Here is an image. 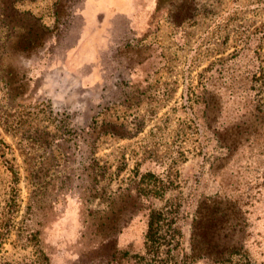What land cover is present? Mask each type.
Masks as SVG:
<instances>
[{"label": "rangeland", "instance_id": "rangeland-1", "mask_svg": "<svg viewBox=\"0 0 264 264\" xmlns=\"http://www.w3.org/2000/svg\"><path fill=\"white\" fill-rule=\"evenodd\" d=\"M119 1L0 0V264H135L151 212V264H245L190 256L197 204L220 194L264 264V55L218 57L246 12ZM246 70L247 98L230 89Z\"/></svg>", "mask_w": 264, "mask_h": 264}, {"label": "trees", "instance_id": "trees-1", "mask_svg": "<svg viewBox=\"0 0 264 264\" xmlns=\"http://www.w3.org/2000/svg\"><path fill=\"white\" fill-rule=\"evenodd\" d=\"M242 58H246V56L223 58L219 62L223 63L229 61L232 64H236L235 62L246 64L248 59L242 60ZM253 58L256 59L255 57ZM253 75V71H240L239 78H237L236 80H234L235 78H233V82L232 84H230V89H238L241 93L244 91L245 95H243V93L242 95L247 98L249 96V91L246 92V90L252 91V87L249 85L247 86L246 82L244 81H247V76L250 82L251 80L253 81ZM209 91H211V94H209ZM204 94L206 97L204 99V116L205 120L209 122V120L211 119L208 120L206 113H208V109L210 108V105H212L213 101H215V99L212 101V96H208V94L212 95V90L207 87H205ZM214 94L217 95L216 93ZM233 95L237 94L236 92L234 93V91L230 90L228 97L232 98ZM246 103L250 107L256 106L253 101L249 102V100H247ZM213 120H216V118H213ZM208 127L214 132L216 137L219 136L218 134H216L214 126L208 124ZM226 145L228 146V144H225V146ZM223 199L225 201H223ZM223 199L221 194L220 196L214 195L211 198L200 200L197 204L195 216L198 217V219L195 217L192 220L189 234L190 256H202L214 262L221 263L229 262L231 256L233 255H239L242 256V258L245 260V264H247L249 262V259L245 255L243 247L240 245H236L233 242V235L238 230L235 227L242 224L243 221L239 217V214L241 213V204L237 197H223ZM202 207L204 208L203 212L200 211ZM159 216V212H151L149 214L147 227L144 234L143 255L139 256L137 255V253L134 254L135 264H151V262L154 261V254H157V251L154 250L155 248H153L154 246L152 247V245L155 243L157 236L159 235L157 233L159 228L156 223V220ZM148 243L152 245H148Z\"/></svg>", "mask_w": 264, "mask_h": 264}, {"label": "crops", "instance_id": "crops-1", "mask_svg": "<svg viewBox=\"0 0 264 264\" xmlns=\"http://www.w3.org/2000/svg\"><path fill=\"white\" fill-rule=\"evenodd\" d=\"M121 3L120 0L119 4ZM232 3L235 10L243 9L246 12V19L237 21L232 26L230 33H238L235 37L230 34L234 44L226 50L228 52H220L218 57L251 56L259 61L264 55V0H230V4Z\"/></svg>", "mask_w": 264, "mask_h": 264}]
</instances>
